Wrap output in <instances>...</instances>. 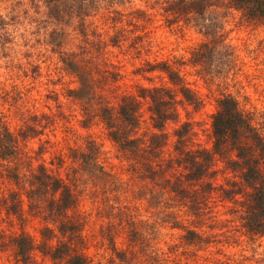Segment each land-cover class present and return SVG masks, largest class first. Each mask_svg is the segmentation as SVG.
Returning <instances> with one entry per match:
<instances>
[{"label": "trees", "instance_id": "16d2710c", "mask_svg": "<svg viewBox=\"0 0 264 264\" xmlns=\"http://www.w3.org/2000/svg\"><path fill=\"white\" fill-rule=\"evenodd\" d=\"M9 1V11L0 14V54L8 46L27 40L29 28L26 26L30 23L29 14L33 9V20L38 22L37 32L40 36L45 32L51 38L53 50L60 55L64 69L79 81L80 87L71 90L69 96L81 104L83 120L80 123L84 129H89L98 118L104 124L109 140L130 160L135 176L150 180L155 188L159 186L160 191H168L171 198H179L176 202L186 208V212L196 204L199 196V191L193 192L189 186L196 185L205 177L213 179L217 175L214 170L216 161H224L237 180L221 188L223 198L235 204L231 212L237 215V224L245 235L264 236V121L260 120L257 112L246 110L234 96L223 95L218 98L217 110L212 116V147L193 144L192 126L190 123L179 124L178 107L182 102L198 107L199 100L188 87L181 70L168 61L147 62V72L163 75L167 85L142 87L137 94L120 96L115 104L103 97L113 77L108 67H101L103 50L109 46L120 47L125 37L123 28L117 27L122 22L125 25L131 22H126L123 14L112 12L117 18L108 14L111 12L108 5L117 3L116 0ZM225 7L238 11L250 22L264 25V0H173L164 8L167 16L192 22L206 38L190 58L191 63L199 67L202 77H220L225 69L224 61L227 59L228 66L232 64V51L224 50L228 47L221 40L218 24L210 17L213 10ZM93 15L102 17L103 25L114 30L115 35L108 39L99 26L93 28L92 22L87 21ZM74 19L79 21L77 25H72ZM49 22L56 27L52 30L46 28ZM70 27L84 40L77 46L79 51L71 53L64 51ZM94 45L98 47L96 54L93 53ZM39 68L32 62L19 64L14 66L16 75H11L9 91L0 83V101L9 98L14 101L7 112L0 110V167L2 176L16 186L3 197L2 202L7 213L22 223L27 215L36 214L43 222L38 242L24 232L13 238L16 262L31 264L32 253L38 251L56 264H89L88 258L78 253L80 243H83L81 228H84V222L69 215L70 211L77 209L83 189H87L89 183L85 184V179L95 181L94 193L102 197L107 215L115 216L117 226L119 223L130 226L131 244L144 238L146 229L156 226L137 220L141 206H133V201H147L152 209H158L161 199L159 195L155 196L153 186L151 189L155 191L149 199L134 190L130 192L128 182L109 170L100 146L90 138L86 139L83 149H71L68 156L71 164L65 174L60 172L61 167L66 166L64 156H55V162L53 159L50 162L45 160L47 145H54L50 132L58 127V117L63 114L54 115L37 108L41 92L37 91V100L34 95L37 89L32 86L37 84ZM22 78L32 79L31 84L24 83ZM30 102L33 104H28ZM144 102L151 120L148 138L137 135ZM15 119L18 124L12 127L11 120ZM169 122L179 126L173 132L175 156L165 159L169 139L165 127ZM31 141L38 142V149L28 152L26 146ZM36 160L37 166L33 163ZM212 179L206 184L208 191L214 188ZM124 193L132 200L128 196L124 204L115 206L116 195ZM245 193L242 201L237 198ZM159 217L158 221L183 229L182 239L188 246L200 249L209 242L196 229L183 226L178 214L161 213ZM105 229L109 235L112 234V224ZM113 238L107 237L115 255L112 263L132 264L126 252L117 250Z\"/></svg>", "mask_w": 264, "mask_h": 264}, {"label": "rangeland", "instance_id": "374dc122", "mask_svg": "<svg viewBox=\"0 0 264 264\" xmlns=\"http://www.w3.org/2000/svg\"><path fill=\"white\" fill-rule=\"evenodd\" d=\"M170 1L173 0H116L117 3L108 5L111 11L108 14H113L115 18L117 16L112 12L123 14L125 21L131 22L126 25L122 22V25L117 27L123 28L122 34L125 37L120 47L109 46L103 50L101 67H108L113 76L112 82L103 92V97L109 103L115 104L120 96L137 94L142 87L167 85L163 75L147 72V62L168 61L177 70H181L185 82L199 100L198 107L186 102L179 105V124L190 123L191 133L194 135L193 144H201L210 149L212 116L217 110V100L221 96H234L246 110L257 112L260 120L264 121V25L250 22L238 11L226 7L213 10L214 14H210V17L212 16V22L218 24L221 40L228 47L224 50L232 51V64L228 66L227 59L224 61L225 69L220 77H202L199 67L194 66L190 58L206 38L192 22L167 16L164 8ZM9 7V0H0V14L7 13ZM34 15L32 9L29 14L30 23L26 26L29 28L27 40L10 45L7 50L1 52L0 83L9 91L12 84L11 75H16L13 72L14 66L32 62L40 67L37 71V84L32 86L37 89L34 92L37 100L38 92H41V100L36 102L37 108L54 115L63 114L58 117V127L54 132H50L54 145H47L45 160L50 162L53 159L55 162V156H64L66 166L63 165L60 172L65 174L71 164L68 157L71 149H83L86 139L90 138L100 146L102 158L107 161L109 170L119 179L128 182L130 192L134 190L149 199L155 189V196L159 195L161 199L159 210L152 209L147 201H133V206H141L137 220L154 223L156 226L146 229L145 237L138 243L131 244L130 226L126 223H119L117 226L118 220L115 216L107 215L102 197L94 193L95 181L85 179V184L89 183L87 189H83L77 209L69 212L71 217H79L84 222V228H81L83 243H80L78 253L85 255L89 264H114L112 260L115 255L107 239L112 236L117 250L126 252L132 264H264V236L245 235L243 228L237 224V215L231 212L235 204L226 201L222 196L221 188L237 180L224 161H216L214 170L217 175L213 179L205 177L196 185L189 186L193 192L198 190L199 196L196 204L187 210V213L186 208L176 202L179 198H171L168 191H160L159 186L155 188L150 180L135 176V170L130 167V160H127L118 146L109 140L105 126L98 118L94 119L89 129L82 127L81 104L69 96L71 90L80 87L79 81L64 69L60 55L53 50L54 43L51 38L47 37L44 31V34L39 35L38 22L33 20ZM87 21L92 22L93 28L99 26L108 39L116 33L103 25L102 17L93 15ZM71 22L72 25L79 23L75 19ZM55 27L50 22L46 26L49 30ZM67 32L69 35L64 51H79L77 46L83 39L78 37L72 27L68 28ZM27 42L28 45H25ZM93 47V53L96 54L98 47ZM23 79L24 83L31 84L32 79L21 80ZM12 103L14 101L10 98L3 99L0 101V110L7 112ZM28 104L32 105L33 102ZM143 104L137 135L148 138L151 120L148 106L145 102ZM11 122L12 127L18 124L17 119ZM179 124L169 122L165 127L169 135L165 159L175 156L176 139L173 132ZM32 149H38V142H29L26 150L32 152ZM33 163L37 166L38 161ZM210 179L214 188L208 191L206 184L211 182ZM81 185L83 186V183ZM152 186L154 189H151ZM15 189L16 186L2 176L0 167V264H17L14 237L24 232L38 242L39 232L43 228V222L37 214L27 215V219L22 223L7 213L2 202L3 197ZM245 195L246 193L237 198L242 201ZM128 196L130 195L126 193L117 194L113 203L119 207ZM129 199L132 200V197ZM170 205L177 207L171 208ZM170 212L178 214L183 226L196 229L201 236L209 239V242L203 244L200 249L184 243L183 229L157 220L161 218L159 214ZM108 224H112L111 235L105 229ZM31 260V264H56L49 256L38 251L32 253Z\"/></svg>", "mask_w": 264, "mask_h": 264}]
</instances>
